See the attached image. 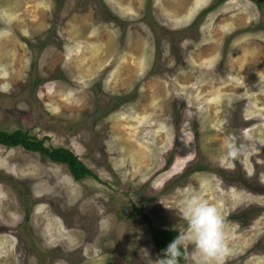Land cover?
<instances>
[{"label":"rangeland","instance_id":"374dc122","mask_svg":"<svg viewBox=\"0 0 264 264\" xmlns=\"http://www.w3.org/2000/svg\"><path fill=\"white\" fill-rule=\"evenodd\" d=\"M216 1L0 0V128L96 174L0 143V264H155L135 207L185 233L192 193L225 217V264H264V0L201 18Z\"/></svg>","mask_w":264,"mask_h":264},{"label":"clouds","instance_id":"9594fccd","mask_svg":"<svg viewBox=\"0 0 264 264\" xmlns=\"http://www.w3.org/2000/svg\"><path fill=\"white\" fill-rule=\"evenodd\" d=\"M247 139L237 143L235 138H230L226 144L228 158L235 160L243 155ZM182 205L188 231L176 236L155 264H179L182 248L189 243L195 245L196 264H225L231 254L230 235L221 210L196 193L188 195Z\"/></svg>","mask_w":264,"mask_h":264},{"label":"trees","instance_id":"16d2710c","mask_svg":"<svg viewBox=\"0 0 264 264\" xmlns=\"http://www.w3.org/2000/svg\"><path fill=\"white\" fill-rule=\"evenodd\" d=\"M225 0H217L215 4L208 8H205L201 13L202 18L205 14L213 10L218 4L224 2ZM47 137L39 138L36 135L30 134L28 131L22 129H15L12 131L3 130L0 128V143L9 146H21L26 150L38 152L48 157L54 162L64 163L68 166L71 174L77 180H82L87 176H96L94 171L87 167V165L70 149L63 146H53L47 144ZM201 168L197 166L195 169ZM15 187H18L21 194H26L25 188L21 187L20 183H15ZM23 188V189H22ZM25 205L26 212L30 213V208L27 204ZM136 212L140 213L144 219L150 224L152 229V237L157 251L162 255L164 254V249L167 248L169 243L179 234V230L174 228L158 227L152 223L150 216L143 211L141 208L135 207ZM183 255L179 259V264L186 263V250L185 247L182 248Z\"/></svg>","mask_w":264,"mask_h":264}]
</instances>
